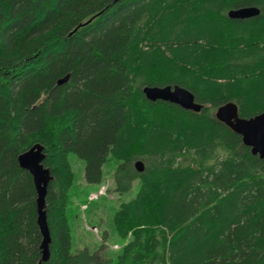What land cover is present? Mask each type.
Listing matches in <instances>:
<instances>
[{
	"label": "trees",
	"instance_id": "1",
	"mask_svg": "<svg viewBox=\"0 0 264 264\" xmlns=\"http://www.w3.org/2000/svg\"><path fill=\"white\" fill-rule=\"evenodd\" d=\"M255 6L249 18L227 12ZM147 85L190 90L199 111L148 100ZM264 111V0H0V264H264V158L214 113ZM43 146L52 175L41 260L36 192L17 157ZM98 184L131 190L109 225L113 258L73 251L70 218ZM141 160L143 168L134 163ZM110 228V227H109Z\"/></svg>",
	"mask_w": 264,
	"mask_h": 264
},
{
	"label": "water",
	"instance_id": "2",
	"mask_svg": "<svg viewBox=\"0 0 264 264\" xmlns=\"http://www.w3.org/2000/svg\"><path fill=\"white\" fill-rule=\"evenodd\" d=\"M258 13L259 9L257 7L244 6L230 9L227 15L230 18L243 19L255 16ZM142 92L148 100L168 101L187 110L197 112L202 106L195 101L194 95L190 90L179 85H147L142 88ZM214 115L219 121L241 136L243 144L250 148V152L253 155H258L261 159L264 158V111L254 116L243 118L238 116L237 105L228 101L218 106ZM43 159V146L39 143H35L17 157L19 166L29 171L36 191V223L41 234L39 248L41 260L46 261L50 256L49 243L51 237L44 210V198L51 175L49 169L43 165ZM134 166L138 171L143 168L141 161H136Z\"/></svg>",
	"mask_w": 264,
	"mask_h": 264
},
{
	"label": "rangeland",
	"instance_id": "3",
	"mask_svg": "<svg viewBox=\"0 0 264 264\" xmlns=\"http://www.w3.org/2000/svg\"><path fill=\"white\" fill-rule=\"evenodd\" d=\"M69 162L75 174L77 190L81 197L87 194L88 201L95 200L92 213L84 210L86 204L76 201L79 205L78 213L70 218L71 234L73 235V251L87 246L89 249H98L102 244L100 254L104 258H113L117 249L125 243L109 225V217L123 201L135 196L137 181H134L129 192L119 195L114 189L113 162L106 163L102 168V178L98 184H88L84 180L83 160L74 154H69ZM110 227V228H109Z\"/></svg>",
	"mask_w": 264,
	"mask_h": 264
},
{
	"label": "bare ground",
	"instance_id": "4",
	"mask_svg": "<svg viewBox=\"0 0 264 264\" xmlns=\"http://www.w3.org/2000/svg\"><path fill=\"white\" fill-rule=\"evenodd\" d=\"M181 108H182V107H181ZM34 144H35V143H34ZM34 144H33V145H34ZM40 145H41V144H40ZM31 146H32V145H31ZM31 146H30V147H31ZM30 147H29V148H30ZM29 148H28V149H29ZM28 149H27V150H28ZM25 151H26V150H25ZM23 152H24V151H23ZM23 152H22V153H23ZM20 154H21V153H20ZM43 154H44V153H43ZM17 161H18V160H17ZM137 161H141V160H137ZM141 162H142V161H141ZM42 163H43V162H42ZM18 165H19V164H18ZM43 165H44V164H43ZM142 165H143V163H142ZM45 167H46V166H45ZM46 168H48V167H46ZM22 169H23V168H22ZM48 169H49V168H48ZM25 170H26V169H25ZM27 171H28V170H27ZM28 172H29V171H28ZM49 172H50V170H49ZM29 174H30V173H29ZM50 175H51V173H50ZM51 179H52V175H51ZM51 179H50V180H51ZM48 183H49V182H48ZM35 192H36V191H35ZM45 196H46V195H45ZM44 200H45V198H44ZM35 201H36V200H35ZM36 207H37V206H36ZM44 210H45V203H44ZM45 212H46V211H45ZM36 213H37V210H36ZM46 218H47V216H46ZM47 224H48V223H47ZM50 242H51V240H50ZM49 244H50V243H49Z\"/></svg>",
	"mask_w": 264,
	"mask_h": 264
}]
</instances>
